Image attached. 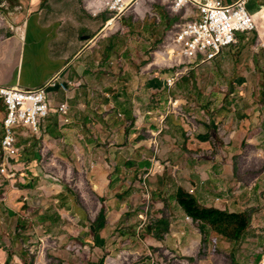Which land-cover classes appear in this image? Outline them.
<instances>
[{
    "label": "crops",
    "instance_id": "0c3cea01",
    "mask_svg": "<svg viewBox=\"0 0 264 264\" xmlns=\"http://www.w3.org/2000/svg\"><path fill=\"white\" fill-rule=\"evenodd\" d=\"M129 1H136L137 7L142 2ZM4 3L10 12L4 14L6 25H0V87L33 89L58 74L76 84L66 91L49 90L50 113L41 133L34 135L25 128L19 130L21 154L6 161L10 170L27 168L41 173L38 167L41 153L36 146L43 144L53 149L51 165L54 166L60 158L59 145L63 143L70 147V158L85 160L89 170H100L102 175L94 187L102 198L115 191L124 177L136 181L142 170L152 166L158 181L167 176L177 184L176 193L181 189L198 203L210 199L214 209L223 207V211L235 213L238 206L245 205L241 209L248 210L253 201L260 199L264 173L253 183L250 175L248 178L236 175L228 159L219 155L209 157L213 152L204 138L207 129H201L198 123L190 129L183 99L171 95L167 77L153 68L162 63L160 58L157 56V61L144 69L147 58L137 54V48L147 49L149 42L143 44L133 36L134 32L128 34L134 30V24L129 21L125 24L123 20L121 27L125 32L110 35L107 31L111 22L108 29L101 23L100 32L94 36V27L78 11L76 0H5ZM85 4L93 18L101 16L90 11L88 0ZM245 10L254 16L256 30L237 33V42L224 47L208 62L218 79L213 91L212 132H216L220 144L258 145L264 153V0H246ZM173 53L171 49L165 52L163 62L175 60ZM63 102L70 107L68 125L60 122L58 114ZM165 115L163 128L161 121ZM5 116L6 109L0 99V142ZM26 148H29L27 158L23 160ZM127 191L124 187L115 191V202L121 201ZM62 193L58 194L57 202L62 200ZM170 206L180 210L174 201ZM102 209L106 218L108 209L102 206L101 212ZM26 210L23 205L21 211Z\"/></svg>",
    "mask_w": 264,
    "mask_h": 264
},
{
    "label": "rangeland",
    "instance_id": "374dc122",
    "mask_svg": "<svg viewBox=\"0 0 264 264\" xmlns=\"http://www.w3.org/2000/svg\"><path fill=\"white\" fill-rule=\"evenodd\" d=\"M85 1L76 0V4L88 25L94 27V36L100 32L101 23L105 25L111 21L107 31L110 35L125 32L121 27L123 20L125 24L128 21L134 24V30H129L128 34L134 32L139 42H149L147 49L137 48V54L147 58L144 69L154 64L157 56L160 58L162 63L153 68L167 77V85L172 87L171 95L183 99L190 129L195 123L207 129L204 138L213 152L209 157L219 155L228 159L236 175L246 178L250 175L256 183L264 173V153L260 146L220 144L218 135L212 132L213 91H216L218 79L214 77L211 62L178 57L167 66L163 65L162 56L170 48L175 49L171 38L179 31L175 26L190 21L193 15H187L185 10L174 12L165 0H142L138 7L136 1L131 3L122 16L104 11L93 18L86 10ZM4 2L0 0V25H6L4 14L10 12ZM171 21L174 22L170 27ZM169 79L173 81L171 84ZM174 106L176 108V103ZM165 120L166 115L162 118L164 123ZM59 147L60 158L52 166L53 149L43 144L36 146L41 153L38 161H41L38 164L41 173L27 168H8L1 173L0 168V264H100L101 261L104 264H264V188L260 199L253 201L250 209L243 210L245 205H242L238 206V212L229 213L248 212L251 216L244 237L232 242L210 232L201 234L191 218L171 207L169 199L175 195L177 184L167 176L158 181L159 176L152 166L142 170L136 181L124 177L115 191L121 187L128 191L121 201L115 202V191L102 198L101 192L94 187L102 175L100 170H89L85 160L70 158V147L66 148L65 144ZM26 149L23 160L27 158L29 148ZM2 163H5L3 156ZM61 192L62 200L57 202ZM23 205L27 209L24 213L21 211ZM199 205L214 209L210 199L200 200ZM102 206L108 209L106 226L97 238L94 224ZM220 209L214 210L227 212L223 207Z\"/></svg>",
    "mask_w": 264,
    "mask_h": 264
},
{
    "label": "built area",
    "instance_id": "2783aa9c",
    "mask_svg": "<svg viewBox=\"0 0 264 264\" xmlns=\"http://www.w3.org/2000/svg\"><path fill=\"white\" fill-rule=\"evenodd\" d=\"M127 1L129 0H88V7L94 15L110 11L119 17L127 12L130 6ZM245 1L233 0L230 4H224L222 0H165L170 3L174 12L181 13L185 10L187 15H193L190 21L175 26L179 28V31L171 36L176 51L175 58L209 62L224 47L237 42V33L248 34L255 31L256 22L254 16L245 10ZM109 23L105 29H108ZM171 61H164L163 65L167 66ZM172 82L171 79L168 80L169 84ZM74 86L76 84L64 80L58 74L46 84L33 89L0 87V99L6 109L3 121L4 136L0 142L5 160L0 166L1 173H5L9 168L6 161L21 154V147L18 145L19 130L25 128L34 135L41 133L42 124L50 113L49 90L66 91ZM69 112L67 102L59 105L58 114L63 125L70 123ZM161 123L165 128L164 121ZM186 220L190 221L189 218Z\"/></svg>",
    "mask_w": 264,
    "mask_h": 264
},
{
    "label": "trees",
    "instance_id": "16d2710c",
    "mask_svg": "<svg viewBox=\"0 0 264 264\" xmlns=\"http://www.w3.org/2000/svg\"><path fill=\"white\" fill-rule=\"evenodd\" d=\"M173 201L187 217L192 219L194 224L199 226L203 235L210 232L225 240L238 242L249 229L251 216L248 212L229 214L228 212H220L214 209H204L200 207L193 196L181 189L170 200V202ZM40 221H43V219ZM105 223V211L102 209L95 223L96 237L104 229ZM100 264H104V262L101 261Z\"/></svg>",
    "mask_w": 264,
    "mask_h": 264
},
{
    "label": "bare ground",
    "instance_id": "6f19581e",
    "mask_svg": "<svg viewBox=\"0 0 264 264\" xmlns=\"http://www.w3.org/2000/svg\"><path fill=\"white\" fill-rule=\"evenodd\" d=\"M131 3L130 1H127V5L129 6ZM115 19V18H114ZM174 53H173V57L175 58L176 54H175V49L174 48H170ZM170 52V51H169ZM178 58V57H176Z\"/></svg>",
    "mask_w": 264,
    "mask_h": 264
}]
</instances>
